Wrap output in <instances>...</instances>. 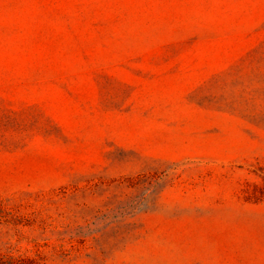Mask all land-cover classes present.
Here are the masks:
<instances>
[{
  "label": "rangeland",
  "instance_id": "obj_1",
  "mask_svg": "<svg viewBox=\"0 0 264 264\" xmlns=\"http://www.w3.org/2000/svg\"><path fill=\"white\" fill-rule=\"evenodd\" d=\"M0 264H264V0H0Z\"/></svg>",
  "mask_w": 264,
  "mask_h": 264
}]
</instances>
